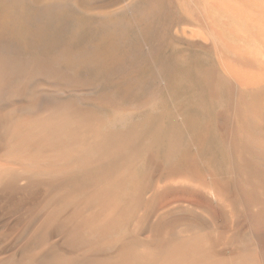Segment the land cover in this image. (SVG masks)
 <instances>
[{
	"label": "bare ground",
	"instance_id": "1",
	"mask_svg": "<svg viewBox=\"0 0 264 264\" xmlns=\"http://www.w3.org/2000/svg\"><path fill=\"white\" fill-rule=\"evenodd\" d=\"M100 2L0 0V264H264V0Z\"/></svg>",
	"mask_w": 264,
	"mask_h": 264
},
{
	"label": "rangeland",
	"instance_id": "2",
	"mask_svg": "<svg viewBox=\"0 0 264 264\" xmlns=\"http://www.w3.org/2000/svg\"><path fill=\"white\" fill-rule=\"evenodd\" d=\"M93 1V2H92ZM97 0H83V2H84V4H86L87 6H90L91 7V10H89V11H85L86 13V15L87 16H89V17H91V15H92V17L91 18H96V17H98V15L101 17V15L102 16H114V14H113V12L110 14L109 13V11L110 10H108V9H106V8H104V10L101 8V7H98L99 9H95V7H97V6H99V5H102V3H104L103 1H101L100 2V0H98L97 2H96ZM87 2V3H86ZM92 3V4H91ZM97 3V4H96ZM94 9L95 10H97V11H95L94 12ZM104 11H107V12H105L104 13ZM92 12V13H91ZM97 12V13H96ZM102 12V13H101ZM105 14V15H104Z\"/></svg>",
	"mask_w": 264,
	"mask_h": 264
}]
</instances>
